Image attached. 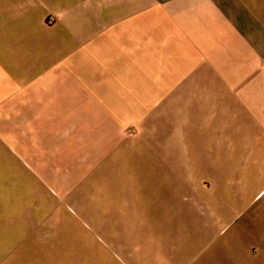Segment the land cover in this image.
I'll return each instance as SVG.
<instances>
[{"label": "crops", "instance_id": "0c3cea01", "mask_svg": "<svg viewBox=\"0 0 264 264\" xmlns=\"http://www.w3.org/2000/svg\"><path fill=\"white\" fill-rule=\"evenodd\" d=\"M103 1L108 9L105 17L136 15V0H0V242H8V228L19 225L10 221L8 214L9 182L7 174L4 175L10 157L8 148H16L17 162L38 160L41 134L47 132L43 137H51L56 127L51 123L42 127L41 116L48 115L50 121L57 112L56 99L68 98V66H82L68 61V55L92 39L97 43L100 34H125L131 45L124 39L120 44V38L115 44L117 38L112 37L115 45L112 52L108 50L109 43L103 46L104 65L115 71L102 80L127 83L130 105L137 77L151 83L159 80L163 83L161 98L176 99L177 105L172 111L167 108L168 116L170 112H175L176 116L168 126L162 127L159 140L148 141L151 151L146 168L163 180L170 170L176 172L175 186L160 188L158 192L160 196H183L177 197L179 218L149 220L139 226L138 235L133 234L137 252H140L138 243H152L146 254L150 258L144 264H187L183 259H157L155 240L176 238L188 242V251L197 241L205 243L199 255L209 251L196 264H264V201L255 213L241 220L235 232L230 229L227 234L234 222L232 191L227 178H219V186L214 187L211 180L197 176L194 171L187 178L179 173L183 172L185 162L196 157L192 155V147L208 146L207 161L239 162L242 172L247 164H255L256 174L264 178V10L261 5L264 0H189V13H193V18L199 17L196 5L204 3L211 10L206 13L213 14L208 17L218 19L239 34L240 42L223 45L214 36L219 31L210 28L164 30L166 41L178 45L177 50H171L177 63L169 60L170 55L160 62L152 59L154 50L146 43L149 39L153 42L157 32L146 29L147 35H140L144 30L139 26L107 30L92 23L91 19L101 17ZM144 1L159 2L168 8L178 3V0ZM122 3L130 4L132 10H121ZM206 33L208 36L204 35ZM138 36L144 47L139 51ZM217 49L224 51V58H212L210 52ZM181 62L183 66H191V75L181 73ZM203 64L209 74L192 75ZM139 67L143 71L140 76L137 75ZM93 78L83 81L98 89L99 81ZM100 93L92 98L99 100L95 96L99 97ZM63 109L68 115V107ZM120 110L104 111L111 116V125H108L117 132L121 127ZM102 111L97 114L101 115ZM132 117L129 113L126 119ZM189 151L191 154H186ZM239 193L242 194V190ZM260 195L259 199L264 198V186L256 196ZM188 200L194 203L186 204L184 201ZM126 226L131 231L137 229L134 224ZM162 233L169 237H163Z\"/></svg>", "mask_w": 264, "mask_h": 264}, {"label": "rangeland", "instance_id": "374dc122", "mask_svg": "<svg viewBox=\"0 0 264 264\" xmlns=\"http://www.w3.org/2000/svg\"><path fill=\"white\" fill-rule=\"evenodd\" d=\"M104 2L101 17L91 19V22L107 30L139 26L144 30L140 35H147L146 29L157 32L158 35H153V42L149 39L146 45L152 46L155 53L152 59L159 62L167 60L170 55L169 60L177 63L171 50H177L178 45L174 41H166L162 31L167 29L210 28L219 31L214 36L223 45L240 42L239 34L229 30L218 19L208 17L213 14L206 13L211 10L204 3L196 5L199 17L193 18V13H189V0H178L169 8L159 2L151 4L136 0L134 17L112 18L105 17L108 9ZM261 5L264 10V1ZM120 7L126 12L132 10L128 3H122ZM146 11L152 14L147 16L144 14ZM100 35L97 43L92 39L68 55V61L79 62L82 66H68V98L56 99L57 112L50 121L48 115L41 116L42 127L48 123L56 127L51 137H43L47 132L41 134L38 160L21 159L17 162L16 148H8L10 157L7 173H4L9 182L8 214L9 220L19 225L8 228V242H0V264H144L150 258L146 254L152 243H138L140 252H137L133 234L138 235L139 226L149 220L179 218L177 197L183 196H160L158 192L160 188L172 189L175 186L176 172L170 170L163 180L155 171L149 172L146 168L151 151L148 141L159 140L162 127L172 122L175 112H170L169 116L166 112L167 108L175 110L176 99L161 98L163 83L159 80L151 83L137 77L136 93L132 87L134 99L130 105L127 83L102 79L115 71V68L104 65V44L109 43L108 50L112 52L115 48L112 37L117 38L115 44L118 38L120 44L123 39L129 45L131 41L125 34ZM204 35L208 36L207 33ZM140 38L138 36L136 41L138 51L144 49ZM210 54L212 58H224L222 49ZM183 63L181 68H177L185 76L191 75V66H183ZM141 74L143 71L139 67L137 75ZM208 74V68L203 64L192 75ZM87 77H95L99 88L84 82ZM95 93H100L99 97L95 96L99 100L92 98ZM65 106L68 107V115L64 114ZM109 108L121 109L119 132L108 125H111V116L105 115L104 111ZM99 111H102L101 115L97 114ZM129 113L133 115L130 120L126 119ZM118 140L120 143H116ZM192 148V155L196 157L185 162L183 172L179 173H184L187 178L194 171L197 176L211 180L214 187L219 186V178H227L232 191L234 222L226 233L229 234L230 229L235 232L241 220L255 213L263 203L264 198L259 199L262 194L256 195L264 186V178L256 174L255 164H247V169L242 172L239 162L207 161L206 156L210 154L208 146ZM184 202L194 203L192 200ZM126 224H134L137 229L131 231ZM4 235L5 232L3 239ZM162 236L169 237V234L162 233ZM204 245L197 241L188 251V242L176 238L157 239L153 247L160 261L173 258L196 264L209 251L199 255Z\"/></svg>", "mask_w": 264, "mask_h": 264}]
</instances>
